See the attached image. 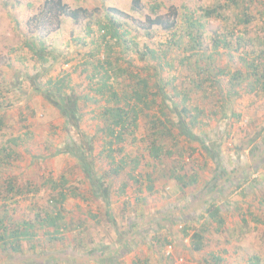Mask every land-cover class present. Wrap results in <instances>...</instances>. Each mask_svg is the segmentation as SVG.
Wrapping results in <instances>:
<instances>
[{"label": "trees", "instance_id": "obj_1", "mask_svg": "<svg viewBox=\"0 0 264 264\" xmlns=\"http://www.w3.org/2000/svg\"><path fill=\"white\" fill-rule=\"evenodd\" d=\"M55 4L61 15L72 20L82 12L81 8L69 10L61 0H55ZM229 7L241 8L237 15L230 14L231 19L235 17V23L233 21V25L214 32L211 41L204 42L203 30L207 21L224 19L229 22L222 12ZM158 9L159 6H153V14ZM193 15L184 16V32H172L170 40L164 46L159 45L158 49H151L146 43L140 45L135 36L129 37L131 30L125 24L123 27L115 16H107L105 20L97 18L94 24L86 26V36L93 34V28L97 32L96 36L92 35L94 48L84 55L81 70L86 90L79 92V96L68 95L69 78L62 76L47 80L50 90L46 88L47 93H39L57 109L65 132H70L71 128L79 134V124L86 115H90L88 120L97 126L98 136L94 143L98 140L101 143L97 153L93 154L92 138L87 139L81 132L80 143L69 139L52 153L54 157L69 155L77 160L78 170L84 179L82 185L89 186V192L95 199L108 206L110 188L116 184L114 181L118 182L117 197H120V192L126 195L122 191L134 185L148 195L157 194L156 183L162 180H166L161 190L164 193L170 189L181 195L187 189L191 193V196L184 197L182 205L175 204L177 200L169 204L164 214L128 216L125 228L118 234L119 241L105 247L109 253L105 255L104 247L91 251L93 259L101 260V263H116L127 253L136 252L141 242L147 249H153L148 244L152 241L156 243V251L163 258H168L170 255L165 247L171 244L159 234H154L158 230L155 228L163 224L167 227L174 223L181 225L182 235L187 238L191 250L202 251L212 225H216V232H225L226 209L241 210L239 197L229 200L233 191H238L241 199L246 198L247 189L254 193L250 210L246 211L249 221L264 229V182L259 177L264 167V138L261 141L260 134L254 133L245 145L239 143L229 168L223 164L219 152L220 142L225 136L231 137L230 131L221 123L229 119H233V123L239 121L242 114L237 112V107L245 96L254 101L264 97V0H220L216 7L201 9L198 18ZM148 21L151 25L163 26L159 14ZM252 26H256L253 33ZM183 40L187 42L183 43ZM38 41H28L25 45L40 69L44 68L47 59L43 55L44 42ZM181 47L184 50H179ZM173 49L182 53L177 52L171 57L169 52ZM132 54L142 62L136 68L133 67ZM120 56L127 57L125 64L119 63L122 60ZM165 72L168 75L166 80L162 77ZM170 103L175 107L171 109L174 118L168 110ZM82 108L90 110L81 113ZM4 125L0 116V130ZM142 125L144 131L140 134ZM210 134L216 139L210 141L206 138ZM16 140L0 147V171L6 170V164L13 161ZM138 142L145 145L146 155L136 149ZM128 145L131 149H127ZM249 145L252 146L249 148ZM247 147L249 152L243 157ZM241 153V157L238 156ZM143 156L147 160L145 164ZM209 165L212 167L211 179L208 178L209 173L204 174ZM254 174L259 175L252 178ZM46 183L53 193L51 200L44 208L33 206L31 218L19 219L13 210L18 196L35 194L36 189L31 190L28 186L21 189L15 186L13 177L4 174L2 180L0 177V255L4 256L0 264L4 260L3 264L87 263L88 260L73 257L69 247L55 249L59 242L65 241L70 245L69 239L74 233L80 238L85 236L84 222L67 220L64 205L69 198L87 202V194L76 192L77 188L69 190L68 179L64 175L59 180L47 179ZM260 184L261 187H257ZM226 190L230 193L226 194ZM143 200L146 201L145 196ZM123 204L125 207L129 201H123ZM197 211L201 212L203 219L190 233L189 224L199 220ZM89 218L95 219L91 214ZM242 221L248 222L244 217ZM262 238L264 243V230ZM226 260L220 252H210L208 260L204 261L205 264H226ZM245 263L260 264V258L252 254ZM133 264L150 263L147 257H139Z\"/></svg>", "mask_w": 264, "mask_h": 264}, {"label": "rangeland", "instance_id": "obj_2", "mask_svg": "<svg viewBox=\"0 0 264 264\" xmlns=\"http://www.w3.org/2000/svg\"><path fill=\"white\" fill-rule=\"evenodd\" d=\"M47 1L49 0H0V116L3 117L5 123L0 130V147H6L5 145H9L11 140L18 139L16 140L18 143L14 147L16 154L12 155L13 161L10 160V164H6V170L0 171V177L1 180L2 174L13 177L15 186L18 188L25 189L28 186L31 190L36 189L35 194L29 193L24 197L18 196V203L13 207V210L19 219L31 218L33 206L44 208L46 202L51 200L53 193L48 189V184H44L47 179L59 180V177L64 175L68 179L69 190L71 188H83V180L78 170L77 160L69 155L54 157L52 155L54 149L62 148L69 139L80 143L79 134L81 133H84L87 139L92 138L93 154L97 153V148H100L99 140L94 143L98 136L97 126L92 125L88 120L90 115L83 116L79 124L81 133L77 134L71 128H69L70 132H65L63 119L57 109L53 104L48 103L43 95H40L41 93L44 94L43 91L47 93L45 91L47 80L62 76L69 78L70 90L67 89L68 95L79 96V92L86 90L84 89L86 87L84 74L81 70L84 64V55L94 48L92 35H97L95 28H93V34L86 36L88 23L94 24V20L97 18L105 20L107 16H115L117 21L123 23V27L125 24L131 30L129 37L135 36L140 45L146 43L149 48L158 49L159 45L164 46L166 41L170 40L172 32H184L182 29L184 16L194 13V18H198L201 9L216 7L220 3V0H61V4H66L69 10L81 8L82 12L78 14L79 17L72 20L60 14L55 0L49 3ZM153 6H159L156 14L162 17L163 26L161 27L151 25L148 21L149 18L152 19L156 15L152 12ZM170 8H173V11ZM240 10L241 8L237 9L236 7L222 10L223 14L229 18V22L224 19L222 21L209 19L203 30L204 42H210L214 32H220L226 26L233 25L235 17L231 19L230 14L235 13L237 15ZM164 26L170 27L164 28ZM255 28L256 26H252L251 33L255 32ZM38 40L44 42L45 51L43 55L47 59L44 68L40 69L37 68L34 55L25 45V42L38 43ZM182 42L185 43L187 40ZM179 50L184 49L181 47ZM177 52L182 53V51L173 49L169 54L173 57L177 55ZM121 58L123 61L120 60L119 63L125 64L124 61L127 60V57ZM131 58L134 60L131 61L134 68L142 64L136 59L135 54H132ZM153 68L155 69V67ZM162 77L164 80L167 79L166 72ZM36 83L42 87L39 88ZM33 86L36 88H32ZM242 99L237 107V112L242 114L239 121L233 123V119H229L221 123V126H225L231 133L229 139L224 137L219 148L220 157L227 168L231 166L232 156L235 153L234 149L238 147L239 143L245 145L247 139L254 133L260 134L261 141L264 138V97L255 101L249 99L248 96ZM171 109H175L173 103H170L168 110L174 118L175 114ZM89 110L90 108H82L80 112H88ZM143 131L144 126L142 125L140 134ZM194 133L201 136L197 130H194ZM206 138H209L210 141L216 139L211 137V134ZM194 145H197L196 142ZM137 146L136 149L143 153L142 155H146L144 152L145 145L138 142ZM251 146L249 145V148ZM249 148L244 149L245 156L242 155L243 153L238 156L246 157ZM127 149H131L130 145L127 146ZM137 150L135 151L137 152ZM142 161L143 164L147 162L144 156ZM207 171H209L208 166L204 169V174H207ZM257 175L259 174H254L252 178ZM259 177L264 182V167ZM165 183L166 180L156 183L155 189L158 191L156 197L159 200L172 193L171 189L167 193L161 191ZM114 184L112 188H117L118 182L114 181ZM168 184H170L169 181ZM261 185L257 187H261ZM138 188L134 185V188L129 190L133 198L141 197L139 194L135 195V190L143 191ZM263 191L264 189H262ZM247 192L245 199L240 198L238 191L229 195V200L230 198L235 200V197H239L238 203L241 210L226 209L228 213L225 214L224 233L216 232L214 229L216 225L211 226L206 235V248L203 250L204 253L208 251L206 253L208 258L210 252H220L227 258L226 264H246L245 260L250 255L255 254L259 256L260 264H264L262 238L264 229L262 226L255 227V224L249 221L250 216L246 209H249L253 202L254 193H250L248 189ZM77 204L75 198H69L66 201V219H72L76 222L78 219L82 220L80 217L84 216L88 220L87 210L84 209L79 215L77 214L80 212V207ZM145 204L142 206V212H145L144 209H148L144 208ZM86 207L88 208V205ZM93 210V206H91L90 212ZM130 211L133 210L129 206L128 210L123 212L119 201L112 199L111 211L109 215L104 213L100 219L103 220L101 224H96L91 233H87L84 237L80 238L74 233L69 240L78 250L85 246L93 247L94 239L106 238L108 234L111 235L115 229L121 226L122 220L131 213ZM142 212L137 210L138 214L144 216ZM201 215V212L197 211L196 216L199 217V223L189 224L191 227L188 232L192 233L198 228L203 219ZM196 216L193 219H196ZM243 217L248 222H243ZM112 221L115 222L111 223ZM181 228V225L178 226L179 232H181ZM180 239L181 242H184L185 238L182 239L181 237ZM62 244L64 245V242ZM169 244L171 245L166 246L165 250L170 256L161 264H174V262L182 264L183 259L177 257L175 251L177 246L179 249L181 248L180 243L177 244V241H174L173 243L169 242ZM69 248L74 250L70 246ZM222 250H226L227 253ZM3 258L4 256L0 255V259ZM208 258L204 260L206 261Z\"/></svg>", "mask_w": 264, "mask_h": 264}, {"label": "crops", "instance_id": "obj_3", "mask_svg": "<svg viewBox=\"0 0 264 264\" xmlns=\"http://www.w3.org/2000/svg\"><path fill=\"white\" fill-rule=\"evenodd\" d=\"M97 131V128H96ZM209 172L207 171V173H209L208 178L211 179L212 177V171H211V166L209 165ZM84 182V179H82ZM83 188H77L76 192L79 193H86L87 194V198L88 201L87 202H83L78 198H75V200L78 202V206L80 207V212H78L77 214L79 215V213L83 212L84 209L87 210V214H88V220L85 219V217H80L84 224H85V235L87 233H91V230L94 229V226H96V224H101V222L103 220H100L101 217H103L104 213H110L111 211V206H112V199H115L116 201H119L120 206H121V210L123 212H125L126 210H128L129 206L132 208L133 211H130L131 213L128 216H142L141 214L137 213V210L140 211V213L143 211L142 206L144 205V208H148L147 210L144 209L145 212H142V214H144L143 217L146 216H155L157 214H164L167 206L170 204L172 205V203H175L176 200L177 202L175 204H179L182 205V200L184 199V197L187 196H191V193L187 190H184V195H181L179 193H170L167 194L166 196H164L162 198V200H159L156 195L158 194H153V195H148L147 193H145V191H140L137 192V190H135L136 194L141 195L140 198H138L136 196V198L132 197V194L130 193V189L134 188V187H129L127 188L125 191H122L123 193H126V195L121 194V192L119 193L120 197H117L116 195H118V188L114 187V188H110V202L109 205L106 206L100 199H95V197H93V195H91V193L89 192V186L86 185H82ZM220 191V190H219ZM235 193V192H233ZM145 196V200H143V197ZM126 200L129 201V204H127V206L124 207L123 201L125 202ZM66 204V203H65ZM88 205V208L86 207ZM93 206V211L90 212V207ZM64 207H66L64 205ZM78 209V210H79ZM142 210V211H141ZM107 211V212H106ZM147 211V212H146ZM94 216L95 219H90L89 215ZM146 215V216H145ZM126 216L124 218V220H122L121 226L118 229H115L113 231V233L111 235L108 234V236H106V238H98V239H94V244L93 247H82L79 250L75 248V245L70 242L68 245L67 242H64V245L60 242L56 243L55 245V249H61V248H65V247H72L74 248L73 250V257L79 258L81 260H88L87 263L85 264H111V262H105V263H101V260L98 259H93V253L91 251L93 250H100V249H104L102 251H104L105 255L108 252V249H106L105 247H109L110 245H114L115 243H117L119 241L118 238V234L120 233V230H123L125 228V220L128 217ZM78 217V216H77ZM190 218H192V215L190 214ZM75 221V220H74ZM98 221V223L96 222ZM115 221H112L111 223H113ZM199 222H193L192 224H196ZM176 223H174V225H169L164 226L161 225V227L159 226L158 229L154 234L160 236L161 238H165L166 240H168V242L173 243L174 241H177V244L180 243L181 248L179 249L178 246L175 249L176 254L178 255L177 257L182 258L183 259V263L182 264H205V262L203 261L205 258L208 257V255H206V253H204V249L206 248V246L204 247V249L202 251H192L191 247H189L187 238L184 239V242H181V237L183 239V235L181 234L182 232H179L178 230V226L175 225ZM191 224V225H192ZM122 233V232H121ZM123 234L120 235V239L122 237ZM157 236V237H158ZM95 237V236H94ZM152 241V240H151ZM148 244H150L152 246L153 249H147V246L145 244H143L141 242L140 245H138L136 248H138V250L136 252H131V253H127L122 259L117 260L116 263L113 264H133L137 258L142 257L144 259V257H147L149 259V263L150 264H161L164 263V260H166L165 258H163L162 254H159L158 251H156V243L149 242ZM61 246V247H60ZM140 250V251H139ZM142 250V251H141ZM158 253V254H157ZM81 254V255H80ZM74 258V259H76ZM6 259V258H5ZM124 259V260H123ZM6 260L3 261V263ZM173 262V261H172ZM2 263V264H3ZM61 264V263H60ZM174 264H176L174 262Z\"/></svg>", "mask_w": 264, "mask_h": 264}]
</instances>
